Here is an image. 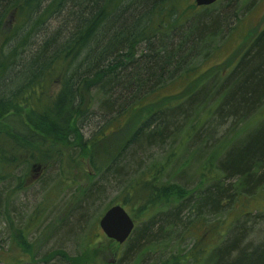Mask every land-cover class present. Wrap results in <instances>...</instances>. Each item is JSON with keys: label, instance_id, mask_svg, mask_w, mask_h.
<instances>
[{"label": "trees", "instance_id": "obj_1", "mask_svg": "<svg viewBox=\"0 0 264 264\" xmlns=\"http://www.w3.org/2000/svg\"><path fill=\"white\" fill-rule=\"evenodd\" d=\"M239 1L196 6L185 0H0V205L24 190L31 170L50 167L52 155L44 145L87 154L122 140L102 167H95V175L114 180L122 188V202L132 200L145 214L127 238L126 254L145 239L143 249L149 250L157 248V239L171 249L190 238L188 250L171 249L158 264H264V242L241 247V230L227 236L230 223L208 220L264 187V118L240 141L222 135L192 188L174 180L177 173L169 174L181 155L176 151L142 165L154 147L175 144L182 151L191 141L206 144L208 124L241 123L263 106L264 26L233 65L196 76L190 90L168 101L147 100L217 44L229 19L237 18ZM224 9L228 12L221 13ZM95 110L107 118L86 139L81 125ZM137 110L143 116L133 120ZM120 117L123 125L106 134L107 125ZM205 169L211 179L203 186ZM96 185L92 182L81 196L91 197ZM4 222L8 233L0 264L55 258L98 264L62 249L40 255L44 240L31 252L27 226L1 211ZM213 233L216 239L209 242ZM14 248L18 254L10 252Z\"/></svg>", "mask_w": 264, "mask_h": 264}, {"label": "rangeland", "instance_id": "obj_2", "mask_svg": "<svg viewBox=\"0 0 264 264\" xmlns=\"http://www.w3.org/2000/svg\"><path fill=\"white\" fill-rule=\"evenodd\" d=\"M193 3L194 0H185V5ZM236 7L239 8L237 18L229 19L223 28V37L217 44L208 53L195 57L191 64L188 63L187 66H184L185 69H188L187 73L167 80L165 85L150 94L147 100L153 101L156 97L161 96L168 101L176 94H184L190 90L191 87H188L191 84L190 81L194 80L196 76L212 73L216 69L225 70L234 64L247 40L264 26V0H240ZM220 12L227 13L228 10L224 9ZM220 12L218 11V13ZM142 116L143 111L137 110L133 120L136 117L140 119ZM105 117L107 118V115L103 116L100 111L96 112L95 110L88 117V120L81 125L83 137L89 138L104 122ZM260 118H264V104L251 118L241 122L242 124L234 123L231 119L226 120L221 125H217L216 122L208 124L203 129L211 134L210 140L206 144L199 140L191 141L182 151H179V148L175 150L174 147H177L175 144L172 145L173 148L168 144L162 147H154L153 154L151 152L143 156L142 165L161 162L168 151H176L177 154L181 155L179 160L169 167V174L177 173L175 178L173 176L174 180L187 188H192L202 178L198 176L200 167L208 159L220 137L226 135V138L231 139V141L236 139L240 141L257 127V120ZM123 120L124 117H120L112 124H108L104 132L108 134L119 129L123 125ZM115 141L108 148L103 147L100 150H94V152L89 150L87 154H75L70 146H54V148L47 145L43 146L44 150L52 155L47 164L50 167L46 170L41 167L39 170H31L32 176L24 179V190L11 194L10 202H3L0 205V213L3 211L5 218L7 211L15 224L27 226V236L33 247L31 252L38 251L36 247L42 244L44 240L39 251L40 255L55 249H62L70 256L83 253L82 259L93 260L98 264H158L159 259L165 257L171 249L175 251H179L181 248L188 250L192 245V240L187 238L180 245L181 248L177 247L176 242H174L170 249L161 245L160 239H153L156 241L154 245L157 248L152 247L146 250L143 249L144 244L147 243V239H145L139 244L140 247L137 246L138 249H131L126 254L129 240L119 244L104 235L97 222L109 204L110 206L122 205L133 218L137 229L140 225L137 222L145 216L132 200L126 203L122 202V188L115 186L114 180L109 182L110 177L108 176L105 179L97 180L95 167L101 168L106 157L120 145L122 140ZM129 164L132 168L138 169L137 164L133 161ZM216 164L217 162L213 161V165ZM213 165L211 166L212 169L214 168ZM204 173L207 174L199 183H204L203 186H206L210 183L211 178H209L208 169H205ZM234 180L235 178H231L229 182L233 183ZM94 181L97 185L94 186L91 197L84 199L81 196L82 190L88 188ZM6 208L7 210H4ZM244 211L248 213L242 214ZM35 213L37 216L33 218ZM237 217L236 222H233ZM222 219L225 223H230L227 236L241 230V247L248 244L255 246L264 242V187L261 189L258 187L257 191L250 196H243L223 214L208 216L209 221ZM6 222L0 224V248L5 245L4 240L8 233L6 226H4ZM7 226L11 230V226L8 224ZM195 227L197 226H193V228ZM215 239L214 235L209 242H214ZM17 251L19 250L14 248L10 252L18 254ZM27 259L30 258L27 257ZM29 261L27 260L24 264H28ZM34 264L69 263L63 259L55 258L48 262L38 261Z\"/></svg>", "mask_w": 264, "mask_h": 264}, {"label": "water", "instance_id": "obj_3", "mask_svg": "<svg viewBox=\"0 0 264 264\" xmlns=\"http://www.w3.org/2000/svg\"><path fill=\"white\" fill-rule=\"evenodd\" d=\"M216 0H194L196 6H206ZM134 220L120 204L108 207L98 219V226L104 235L119 244L130 236L134 228Z\"/></svg>", "mask_w": 264, "mask_h": 264}]
</instances>
